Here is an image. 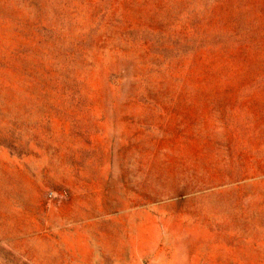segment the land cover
<instances>
[{
	"label": "rangeland",
	"instance_id": "obj_1",
	"mask_svg": "<svg viewBox=\"0 0 264 264\" xmlns=\"http://www.w3.org/2000/svg\"><path fill=\"white\" fill-rule=\"evenodd\" d=\"M0 264H264V0H0Z\"/></svg>",
	"mask_w": 264,
	"mask_h": 264
}]
</instances>
